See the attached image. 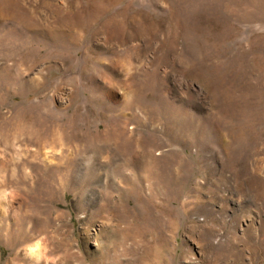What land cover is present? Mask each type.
Segmentation results:
<instances>
[{"label":"rangeland","instance_id":"obj_1","mask_svg":"<svg viewBox=\"0 0 264 264\" xmlns=\"http://www.w3.org/2000/svg\"><path fill=\"white\" fill-rule=\"evenodd\" d=\"M93 1L10 0L0 17V264H264V0H118L60 47L22 25ZM75 151L85 169L62 158ZM147 153L170 188L149 209L174 212L166 235L140 233L134 199H103L93 176L132 159L138 183Z\"/></svg>","mask_w":264,"mask_h":264},{"label":"bare ground","instance_id":"obj_2","mask_svg":"<svg viewBox=\"0 0 264 264\" xmlns=\"http://www.w3.org/2000/svg\"><path fill=\"white\" fill-rule=\"evenodd\" d=\"M8 1H10V0H2L1 1V3H0V17L5 16L4 15V8L6 7L5 5H6V3ZM117 1L118 0H94L93 3L89 6V9H86V12L85 11L84 12H79V11H75V10H68V9H65L64 7H61V6H58V5H54L51 2H46V10L49 11V13L51 14L50 15L51 19H52V21L53 20L55 21L54 22L55 25L54 24H49V21L48 22L47 21L39 22L38 19H36V17L33 14V12H31V11H27L26 12V15L24 17L25 23L23 24V22H22V25L29 32L30 31L35 32V34L37 35L36 36L37 40H35V41H37V42H40L41 41V37H42V38H44L47 41L50 40L49 42H50L51 46L52 45L53 46L54 45H58V47H60L61 41H63V43H66L67 46H68L69 43L74 42V40L79 37V35H80L79 31L82 28L86 27V24L90 25L91 23H93L97 16L101 15L104 11L108 10V8L113 3H116ZM18 12H19V10H18ZM118 17L115 16L114 18L110 19L106 24H104L103 28L99 31V34H104L107 37L113 36V34L116 33L122 27V23H121V21H120V19ZM22 20L23 19H21V21ZM123 27H124V25H123ZM114 36H115V34H114ZM67 46H65L66 53L64 52L63 54H64V56L68 55L67 57H69V49L67 48ZM27 50H28V48H25V50L23 52H26ZM51 52H52V50L49 51V53H51ZM53 52H54V54L59 56L58 52H56V51H53ZM28 54L29 55H27V59L26 60L31 61L32 63H34L35 59L37 58V55L35 54L34 51L33 52L31 51ZM23 58H24V56H23ZM8 69L9 68H7V70ZM7 72L10 73V71H7ZM5 82L8 85L9 84H14V85H18V86L21 85V83L19 82V80L17 78L14 77V79H12L11 76H9L8 74H7V77H5ZM26 89H27V85H26ZM121 139L122 138L120 137V134H117V133L115 134L113 132H105V133H103L101 135L100 142L108 143L109 140H112L115 143H117ZM136 145H137V142H136ZM79 154H78V152H76V153L64 152L62 158H65V162L69 163L70 166H72V168L74 167L75 169H78V170L85 169V165L82 162V158H81V156H79ZM103 154H104V152H101V156H103ZM101 156H99V157H101ZM99 157H96V158H99ZM142 157L143 158H147L148 160L145 159L147 164H145L142 167V171L144 172V174L142 173L141 175H139V178H138L139 182L138 183L134 182V180H135L134 172H133V174H130L128 172L126 173V171L128 169L129 170L134 169L133 168L134 164H133L132 159H127L124 163H122L124 165L117 166L115 168L114 174H113L110 182L109 181L104 182V175H101L99 172L94 173L93 176L95 178L96 183L97 182L102 183V185H100L99 188H98L99 189L98 192L103 197V199H105V200L107 199V200H111L112 201V198L114 197V196H112L111 192H106L105 191L107 188H109L110 191H113L114 189H117V188L121 189L122 190V194H121L122 197L130 196V197H132L134 199L135 204H134V207L132 209H134V210L139 209V211L142 210L143 214L142 213L141 214L143 216H145V218H143L144 226H143V228H141V230H139L140 233L143 234L145 232V230L146 231H148V229L150 230V228L155 223H157L158 226L161 228V230L166 235L167 231L174 230L172 228V226L174 227L173 221L171 220L172 216L174 215V212L167 205L166 206L163 205V206L159 207L160 208L159 209L160 216L157 219H152V212H150L151 210H149V209L152 208L151 204H152V202H154V200L156 199L157 196L158 197L159 196L163 197L165 201H169L170 200V195L168 194V189H170V188L167 185V182L165 181V178H166L165 175L161 173V176H159L158 172L157 173L155 172L156 169L153 170L155 165L153 166L152 164H150L151 161L149 162L150 154L147 153L146 155H144ZM151 159L152 158H150V160ZM145 161L143 159L141 161H139L140 164H141L140 166H142L143 163H146ZM163 172H167V171H163ZM71 175L72 174L69 173L68 176L72 178ZM119 179L122 182L119 181ZM120 183H123L124 187L123 186L120 187ZM132 183H135V184H132ZM93 184L94 183L91 182V180L87 184L86 183L84 185L79 184L77 187H75L73 192L78 197V199L81 200V199L84 198L85 193H87L88 186L91 185V187L92 186L94 187ZM175 190L178 191V192L180 191V189H175ZM146 192H147V194H146ZM118 198H121V197H118ZM163 203H164V201H163ZM191 204L183 202L182 208L183 209H185V208L189 209ZM134 213H136V212H134ZM207 215H208V213H207ZM165 216H167V218H169V220L166 221L164 219ZM123 221L124 220H122V222ZM109 222H111V221H109ZM131 232H132L131 229H127V230H125L122 233L123 237H124V240L131 238V236H132ZM202 236H203V238H201L200 242H201V247H203V250H204V248H205V250L207 248H211L212 245H213V243L211 241V236L212 235L211 236L201 235V237Z\"/></svg>","mask_w":264,"mask_h":264}]
</instances>
